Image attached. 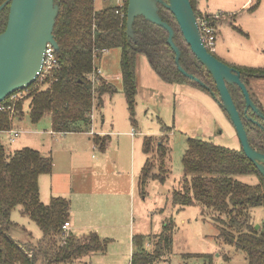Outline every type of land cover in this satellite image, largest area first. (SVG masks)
<instances>
[{
    "label": "trees",
    "instance_id": "16d2710c",
    "mask_svg": "<svg viewBox=\"0 0 264 264\" xmlns=\"http://www.w3.org/2000/svg\"><path fill=\"white\" fill-rule=\"evenodd\" d=\"M4 1L0 0V4ZM54 1L58 5L53 28L58 44L55 50L58 67L45 75L41 83L37 79L28 85L26 94L21 98H10L13 93L20 91L17 90L0 102V106H5V109H0V132L14 128L16 113L22 117L26 108L32 123H37L48 114L50 129L54 133L89 132L94 101L97 98L95 106L101 107L102 95L115 90L101 76L92 80L91 75L97 70L95 58L103 51L115 47L120 48L123 92L130 121L134 126L137 123L134 112L137 53L145 54L151 68L166 82H186L216 92L210 74L193 55L175 17L163 5H158V12L174 30V42L181 51L179 64L204 86L178 70L164 28L137 16L133 22L135 40L127 37L128 0L124 1L123 7L101 0ZM196 1L190 0L196 17L208 14L197 8ZM258 4L259 0H255L248 10H255ZM8 9L9 5H5L0 10V32L6 26ZM225 15L229 16L230 21L223 24L243 32L231 22L236 13L225 12ZM234 67L242 73L264 74V68ZM228 89L238 105L234 89L231 86ZM249 137L251 144L264 153V131L252 129ZM98 138L99 135L92 136L96 146ZM151 138L146 136L143 141L146 155L150 152ZM106 141L107 137L104 136V142L97 147L104 149ZM186 143L181 158L184 172L182 186L181 189H172L171 204L178 210L191 205L211 210L214 213L212 220L218 227V237L243 250L246 253V264H264V219L256 228L250 214L253 208H264V177L241 149L217 145L199 137H188ZM156 154L160 158L159 172L153 173V165L146 159L139 177L141 191L149 179L160 182L166 179L161 172L166 155L161 140H158ZM51 172L50 155H42L31 147L7 153L0 140V264H35L38 259L44 264H67L83 256L106 252L111 239L101 237L96 231L82 235H75L70 229L63 231V223L70 222L69 198L53 196L47 203L40 200L39 176ZM242 174H256L259 181L248 184L235 177ZM16 206H20L23 213L35 221L40 229L42 235L37 243H23L10 234L9 230L14 225L10 214ZM174 227V221L170 219L163 223V229L158 234H134L130 264H154L160 260L165 253L164 249H169L172 244ZM153 238L155 240L152 241ZM147 244L153 245L151 251L146 248ZM184 256L202 257L204 262L200 264H214L210 253Z\"/></svg>",
    "mask_w": 264,
    "mask_h": 264
},
{
    "label": "rangeland",
    "instance_id": "374dc122",
    "mask_svg": "<svg viewBox=\"0 0 264 264\" xmlns=\"http://www.w3.org/2000/svg\"><path fill=\"white\" fill-rule=\"evenodd\" d=\"M234 1L237 6H240L246 0ZM202 2L205 5L206 1L202 0ZM216 2L220 4L219 0H210L209 3H215L210 8H218L216 11L221 10L222 7H216ZM228 9L231 10V8ZM235 10L229 11V13L235 12ZM240 11L241 13L237 12V16L231 22L238 25L244 32H250L251 37L248 39L247 35L234 29L231 25L223 24L230 21L229 16L224 15L218 22L223 25L220 24L213 54L227 63L264 65V17L262 15L264 6L255 16H252L247 10ZM119 60L120 48L118 47L103 51L95 58L96 66L100 67L103 74L110 78L105 80L115 89L111 93L106 92L102 95L101 107L95 106L96 98L93 108L95 114L93 127L101 135L92 132L91 136L99 135L97 146L104 142V136L107 137V147L104 149L90 147L92 140L86 131L71 132L72 134L65 135L62 133L50 134L48 131L50 129L49 115L46 114L37 123H32L26 108L22 117H18L16 113L14 118V123H18V125L14 124V128L20 129V133L13 142L10 141L8 133H0V140L6 152L12 153L14 150L22 148L21 146H30L39 149L42 155L51 154L52 156L53 153L56 156L55 171L65 172L67 177H73L76 182L90 177L95 178L97 177L95 174L112 179L117 177L116 171H120L117 178L126 186V190L131 188L134 191L133 220L130 218V221H133L135 228L143 229L141 225L144 222L152 226V231L160 233L164 222L170 221V219L174 221L172 244L169 249H164L165 253L154 264H200L204 262L202 257L188 258L184 256L191 253H210L213 256L214 264H246V253L243 250L225 243L218 237V227L212 220L214 213L211 210L203 209L199 205L185 206L178 210L171 204L172 189H181L182 186L184 172L181 158L187 147L188 137H199L232 149L239 148L234 128L224 111L205 89L186 82L164 81L151 68L146 55L137 53L135 59L137 91L134 99L137 123L134 126L130 121L123 92ZM249 85L254 92L255 89L250 80ZM258 86L260 84L255 85V87ZM259 90L262 91L264 88L260 87ZM252 91L250 90V92ZM25 107L24 104L23 108ZM131 132H135V134L131 135ZM146 136H152L147 160L150 165H153L151 170L153 173L159 172L160 158L156 154L158 140L162 141L166 149L165 161L161 170L166 179L164 182L149 179L144 190L141 191L142 189L138 187L140 174L136 170L138 155L145 157L144 162L146 160V155L143 154V141ZM86 145H89L88 153L83 152L82 154L83 163L85 161L86 164L81 167L72 164V160L82 152L80 148L84 151ZM100 157L106 161V166H103L102 169L104 171L101 173L95 171L97 168L94 170L92 168L95 160ZM131 157L134 161L132 169ZM235 177L248 184L259 181L256 174H242ZM48 188L49 176L45 174L41 180V195H45ZM139 190L145 191V193H141ZM144 194L146 197H143ZM91 197V194L87 196L88 199ZM119 197L121 199L115 205V208H118L119 216V226L115 230V236L118 239L116 242L108 244V252L116 249L115 252L119 253L110 255L109 252L104 257L106 264H113L112 258L119 260L114 264H127L128 260L124 253V241L130 207L127 196ZM47 202L45 200V203ZM78 207L83 214L85 204H79ZM81 207L83 208L81 209ZM158 209H162V212L157 211ZM250 214L251 222L255 226L258 225L259 228V224L264 219V208H253L250 210ZM10 219L14 225L9 232L15 240L35 244L41 238L42 234L37 224L23 213L20 206L12 209ZM151 240L153 241L155 238ZM146 248L151 251L153 245L147 244ZM89 257L90 255L83 256L79 260L67 264H89ZM106 259L109 260V263ZM35 264L44 263L38 259Z\"/></svg>",
    "mask_w": 264,
    "mask_h": 264
},
{
    "label": "water",
    "instance_id": "95a60500",
    "mask_svg": "<svg viewBox=\"0 0 264 264\" xmlns=\"http://www.w3.org/2000/svg\"><path fill=\"white\" fill-rule=\"evenodd\" d=\"M159 4L173 14L191 52L210 74L218 96V104L230 117L244 154L264 177V153L256 150L249 143L227 85L238 86L244 96L246 108L250 107L263 120L264 114L252 101L246 83L240 79V71L227 65L205 48L190 0H128L127 37L135 40L133 22L137 16H142L164 28L167 31L166 41L174 52V62L178 70L184 76L198 81L192 73L179 64L181 51L174 42L172 26L158 12ZM5 5H9V9L6 26L0 32V102L11 93L35 82L41 71L43 55L48 43L55 50L58 49L53 35L55 18L58 14V5L54 0H5L0 4V10ZM198 82L204 86L201 81ZM208 92L214 96V91ZM255 227L258 228V225Z\"/></svg>",
    "mask_w": 264,
    "mask_h": 264
},
{
    "label": "crops",
    "instance_id": "0c3cea01",
    "mask_svg": "<svg viewBox=\"0 0 264 264\" xmlns=\"http://www.w3.org/2000/svg\"><path fill=\"white\" fill-rule=\"evenodd\" d=\"M205 5L203 4L202 0H197L196 1V5L197 8L202 11V12H215L216 9H211L210 7H213L215 3H209L210 0H205ZM220 4H217L216 7H222L221 10H217V11H224V12H229V11H234L235 12H231V13H241L240 10L245 11L247 10L248 13H250L252 16H255L258 11H260L262 9V7L264 6V0H259V4L256 7L255 10L253 11H249L248 7L251 6L255 0H246L244 1L240 6H237L234 0H219ZM228 8H231L228 9ZM238 12V13H237ZM263 17H264V12H263ZM237 16V15H236ZM220 27V26H219ZM220 30H218L219 32ZM244 35H247L248 39L251 37V33L250 32H242ZM229 63V62H228ZM232 66H246V67H252V68H264V65L261 66H253V65H247L246 63H229ZM99 69V76L103 77L106 80H109L110 78L108 76H105L103 74V71L100 67H98ZM253 86H254V94L255 96L259 99V101L261 100L260 104L264 109V90L260 91L259 88L263 87L264 88V77H261L260 79L257 80H251ZM260 84V86L255 87V85ZM250 90L252 91L251 87ZM253 92V91H252ZM94 120H95V114H94V110L92 111V125H91V130L89 132H87V134L91 137L92 140V136L91 133H95V134H99L97 133V131L95 130V128L93 127L94 125ZM15 125H18V123H14ZM20 130V129H19ZM49 133L54 134V132H52L51 129L48 130ZM127 133V132H126ZM65 134H72L71 132H67V133H62V135ZM75 134V133H73ZM135 134V133H134ZM131 132V135H134ZM61 135V134H60ZM107 135V134H104ZM21 145V144H20ZM20 147V146H19ZM21 147H30V146H21ZM90 147L95 148L97 147L93 140L91 142ZM107 147V146H106ZM32 148V147H31ZM89 148V145H86V149H84V151L81 149V153L79 155H77V157L72 160V164H75L78 167H81L83 165L86 164V162L84 161L83 163V158H82V154L83 152L88 153L87 149ZM17 149V148H16ZM75 149V148H74ZM41 154L42 152L37 149ZM77 151V150H75ZM105 151V150H104ZM51 153V152H50ZM143 154L144 151H143ZM46 155H50L51 154H46ZM146 155V154H145ZM55 157L54 154L52 153V172L50 174H46L47 176H49V188L48 191L46 192L45 195H41V180H42V176H44L45 174H42L39 176L38 182H39V195H40V200L42 202L45 203V200L49 201V199L53 196H64L70 199V223H71V227H70V231H72L75 235H82L85 234L89 231H96L101 237H106L111 239L110 243H114L117 241V237L115 236V230L116 228L119 226V216L117 214V209L115 208V205L118 203V200L120 201V197L119 196H127V200H128V205L130 207V211H129V217H128V228L127 231L125 232V249H124V253L126 254L127 257V264H130V258H131V254H132V236L134 234H158V232H154L152 231V226L147 225V223L142 222V227L139 228H135L133 221H130V218H132L133 220V205L135 203V198H134V191L130 188V190H126V186L119 180V178H117L120 174V171H116V174L118 173L116 178H112V179H106L107 177L104 176H98L99 174H95L97 177L95 178H89V179H85V180H81L79 182H76V179L74 180L73 177H67V175L65 174V172H56L55 171ZM144 156H140L138 155V161H137V170L140 172L142 171V167H143V163L144 162ZM146 159H147V155H146ZM69 163L71 164V162L69 161ZM134 164V161L131 157V169L132 166ZM143 164V165H142ZM142 165V166H141ZM103 166H106V161L104 158L100 157L97 160H95V162L92 165L93 170L95 168H97L95 171H100L103 172ZM92 170V172H93ZM135 170V168H134ZM137 175V174H136ZM95 179V180H94ZM44 180V179H43ZM46 180V179H45ZM139 187V185H138ZM140 191V190H139ZM141 192V191H140ZM145 193V191H144ZM147 193V192H146ZM91 194L92 197L91 198H87V196ZM127 194V195H125ZM143 197H146V194H144ZM84 200L83 202H81L80 200ZM85 204V207H81V209H84V212L82 214V212H80L78 205L79 204ZM173 207V205H172ZM155 209L156 206H155ZM157 211L162 212V209H158ZM85 213V214H84ZM159 227V226H158ZM160 228V227H159ZM116 250V249H115ZM114 251H109L110 255L112 254H118L119 252H115ZM108 252V247L105 253H96V254H92L89 257L88 263L89 264H106L105 263V259L104 257L107 256ZM124 256V254H123ZM119 259V258H118ZM109 263V260L106 259ZM119 260H117L116 258H112V263H116Z\"/></svg>",
    "mask_w": 264,
    "mask_h": 264
},
{
    "label": "built area",
    "instance_id": "2783aa9c",
    "mask_svg": "<svg viewBox=\"0 0 264 264\" xmlns=\"http://www.w3.org/2000/svg\"><path fill=\"white\" fill-rule=\"evenodd\" d=\"M101 1H110L119 7H123L125 0H101ZM224 15H225L224 11H215V12L208 13L206 15L202 14L201 16L197 17V24H198L202 43L204 44L205 48L210 52L215 51V41H216L217 33L219 30V26H220V23L218 22L220 18L224 17ZM56 67H58V61L55 55V49L48 43L46 45L44 55H43V65L37 77L39 83L42 82L45 75L50 73V71ZM99 72L100 71L97 67V70H95L91 75L92 80L97 79V77L99 76ZM25 89L26 87L23 89H20V91L18 90L19 92L13 93L10 98L11 99L21 98L23 95L26 94ZM0 109H5V106L3 105L0 106ZM0 133L2 134L8 133L10 141L13 142L15 138L18 136V134L20 133V131L16 130V128H12L10 130L2 131ZM134 133L135 132H132V134ZM70 227H71V223L69 221H65L62 225L63 231H68Z\"/></svg>",
    "mask_w": 264,
    "mask_h": 264
},
{
    "label": "flooded vegetation",
    "instance_id": "af4514ba",
    "mask_svg": "<svg viewBox=\"0 0 264 264\" xmlns=\"http://www.w3.org/2000/svg\"><path fill=\"white\" fill-rule=\"evenodd\" d=\"M211 53L213 54L214 52H211ZM214 56H216V55H214ZM216 57L218 59H220L221 61H223L224 63H226L227 65L232 66V65L228 64L227 62H225L224 60H222L221 58H219L218 56H216ZM232 67H234V66H232ZM234 68L237 69L236 67H234ZM238 71H240V70H238ZM263 75L264 74L249 73V72L248 73H242L240 71V79L246 83L248 89H250V85H249V80L250 79H260ZM227 86L228 87L231 86L234 89V91H235L234 94H235V98L238 100V105H237V102L235 103L233 97H232V99H233V101H234V103L236 105V108H237L238 112H239L240 119H241V121L243 123L244 129H245V133L247 135V139H248L249 143L251 144L250 137H249L251 130L252 129H255V130L261 129V130L264 131V120L261 117H259L255 112H253V110L250 107L246 108V103H245L244 96H243L242 92L240 91V89L238 88L237 85L230 84V85H227ZM215 93L216 92H214V96H212V97L219 103L217 93L216 94ZM231 96H232V94H231ZM250 96H251L252 101L255 103L256 107L264 114V109L261 106L259 99L255 96L254 92H250ZM220 108H222V107H220ZM224 113H225V116L227 117V119L229 120V122L231 123V125L233 127V124L231 122L230 117L228 116V114L225 111H224ZM234 131H235V129H234ZM235 135H236V132H235ZM236 138H237V141L239 143V148L238 149L242 150V147H241V144H240V142L238 140L237 135H236ZM251 146L253 148H255L252 144H251Z\"/></svg>",
    "mask_w": 264,
    "mask_h": 264
}]
</instances>
